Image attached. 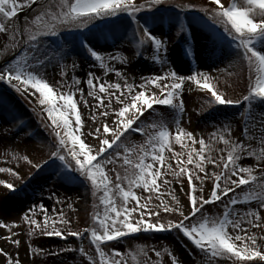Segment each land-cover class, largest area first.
Wrapping results in <instances>:
<instances>
[{
  "label": "rangeland",
  "instance_id": "374dc122",
  "mask_svg": "<svg viewBox=\"0 0 264 264\" xmlns=\"http://www.w3.org/2000/svg\"><path fill=\"white\" fill-rule=\"evenodd\" d=\"M44 1L40 0L41 3ZM138 1L135 0V2ZM17 2L22 4L24 0H17ZM70 2L72 0H53V2L44 3L40 13L45 15L61 11ZM192 3L200 9L210 6L203 0H168V3L161 4L151 10L141 11L135 17L128 13L113 18L110 16L108 20L98 23L84 32L72 28L64 29L57 35L42 36L38 40L41 53L60 54L59 57L46 65L43 75L57 92L64 91L65 93L69 91L68 87L60 86L71 85L75 78H79L81 80L79 88L83 89L84 99L89 104L95 105L98 101L88 95L89 88L83 83L89 71L94 72L100 81L110 82L113 85L119 83L121 90L126 93L125 83L139 85L142 83L141 76L150 77L152 74H160L167 70L165 64L156 63L152 59L155 51L154 46L151 43L140 42L137 34L138 24L166 41L167 64L177 73L182 76L191 75L192 73L188 72L190 70L209 73L213 78L211 83L220 93H223L226 99L240 100L242 103L239 105L209 103L210 100H214L210 92L191 82H186L182 113L174 107L150 110L141 118L144 120L141 125L144 133H133L127 135V138L123 140V144L118 150L119 158L115 159L114 164L107 165L105 171V175L109 177L111 189L108 196L115 201L117 207L123 204L122 194L116 185L119 183L124 190H128L129 180L125 178L117 181V174L122 178L126 175L132 176L134 164L144 156L145 151H147V157L144 162L151 163L154 145L149 144V136H158L159 131L166 129L170 133V146L163 153L165 156L164 166L160 168L158 163L155 166L164 173L159 181L161 195L160 199H157L158 194L153 192L151 204L159 205L163 200L170 207H175V201L169 194L170 191H174L180 200V207L187 214L189 207L187 177L183 175L180 178L173 177L167 165L171 164L173 170L178 172V160L186 162L192 149L196 151L203 149L204 155L215 161V165L205 162L208 173L223 176L224 164L228 162L227 156L232 145L243 143L247 146L251 143L255 155H248L245 152L236 163L238 166L251 168L257 180L237 188L235 193L229 194L238 201L234 206L236 212L243 215L245 212L257 209V197L264 196V161L260 159L264 144L246 139L244 132L246 126L249 128V136L253 133L259 136L264 131L259 123L261 114H264V100H253L249 109L247 107L249 103L243 102V97L255 85L256 77L260 75V72L257 64L249 66L246 61L239 58L240 53L234 42L219 28L222 25L218 27L219 23L213 22L203 11L174 6L177 4L188 6ZM243 4H246V0H237L238 6ZM17 18H13V23L20 28ZM45 19H47V15H45ZM14 42L11 33H0V65L8 60L7 56L12 53L11 46L14 45ZM85 43L88 47H85ZM31 46L29 43L26 50L20 55L28 51ZM89 48L104 54L106 66H101L93 59ZM184 49L192 52V61L189 63L184 55ZM113 55L117 59H109ZM14 57H19V54H15ZM108 67H111L113 71L108 72ZM117 71L120 75L116 74ZM162 83H171V80ZM139 90L137 87L134 91ZM112 91H115L117 95L121 94L120 90L113 89ZM148 91L158 92L159 90L154 86H149ZM74 98L79 101L78 110L82 113L83 118V126L80 131L87 133L91 127L99 125L103 117H100L97 112L98 120L96 125H93L91 113L84 107L79 93ZM0 101H2L0 103V127L8 129L7 132L0 129V168L12 170L11 172H0V181L13 183L17 188L16 191L11 192L5 189L3 184H0V249H3L0 252V264H4L8 258L4 255L5 252L13 260L19 259L20 264H112L114 259H121V256L113 254V249L122 255V264H171L169 253L175 255L180 264H210L205 253L193 250L182 236L179 237L176 233L137 234L132 236L137 238L129 237L123 240L126 238L124 237L113 244L101 246L103 256L94 248L89 233H85L82 239L73 236L60 239L55 235L42 234L45 217L39 207L36 208L31 218L37 221L40 227L30 224L24 219V214L29 212L33 205L43 204L48 209L50 217L48 231L60 230L65 235L69 232H83L84 229L92 227L100 229L93 216L96 213L102 219L105 206L102 208L98 206L99 190L92 189L84 176L72 170L63 161L50 160L36 171L23 159L25 156L29 159H33L35 156L47 158L52 144L55 142L53 135L50 134V129H46L40 120L39 113L46 106H40L38 101L31 96L26 99L7 84L1 83ZM120 106L113 100V109H118ZM15 117L23 120L24 123L20 127H13ZM72 119L74 120V117ZM177 122L185 131L192 133L197 140L203 139L205 144L203 146L199 143L193 144L192 140L185 136H181L180 142H177L175 139ZM45 123H50V120ZM82 139L85 137L82 136ZM224 139H228L230 144L225 145ZM85 142L95 144L91 137L86 138ZM155 146L158 147V145ZM173 153L179 155L176 156ZM125 156L132 162V165L125 162ZM196 159L198 157L193 154V160ZM41 162L43 161L41 160ZM33 163H36L35 159H33ZM186 167L194 176L197 174L194 164L186 165ZM13 172L18 173L22 179H17L12 174ZM199 175L204 177V173H199ZM164 178L171 182L170 187L163 185ZM232 179H236V177L233 176ZM97 183L100 182L97 181ZM181 183L184 184L183 190L180 187ZM194 183L199 188L200 181L194 180ZM215 183L214 177L204 179L203 196L205 198L210 196ZM220 183L223 187L222 180ZM132 191L141 199L149 195L146 190L137 187H133ZM104 195L105 192L102 190V197ZM197 195L200 193L197 192ZM49 197L52 198L49 199ZM57 198L60 203H57ZM226 203H228V197L223 198V203L206 206L205 216L200 218V222H204L205 219L209 221L223 219L224 204ZM134 204V200L129 201V207ZM232 207L229 205L230 211ZM97 209L98 211H96ZM61 213L67 219V224L61 221ZM133 215L136 219L139 218L137 214ZM260 215L264 218V209L260 211ZM160 218L162 221L179 219L177 214L165 213L162 208H160ZM250 218L246 217V219ZM261 224L264 225V219L261 220ZM2 225H7V227ZM244 227L247 228L248 235L257 236V244L264 249V226L257 228L245 224ZM229 232L233 235L237 234L231 228H229ZM239 234L244 235L245 233ZM16 239L20 240L19 246L12 243V240ZM81 248L84 249L83 252L80 251ZM62 249H66V251H62ZM53 253L58 254L54 255ZM156 253H160V255L157 256ZM211 264L238 263L228 258H213ZM252 264H264V262L253 261Z\"/></svg>",
  "mask_w": 264,
  "mask_h": 264
},
{
  "label": "snow or ice",
  "instance_id": "6c2138e0",
  "mask_svg": "<svg viewBox=\"0 0 264 264\" xmlns=\"http://www.w3.org/2000/svg\"><path fill=\"white\" fill-rule=\"evenodd\" d=\"M166 3H168V0H146V3L143 4L137 3L135 0H74L66 8H62L61 11L45 14L47 19H45V15H36L37 31L28 37V42L32 45L31 48L19 57H14L0 65V83L7 84L26 99L31 96L38 101L40 106H46L39 113L40 120L46 129H50V134L53 135L55 140L47 158L35 156L33 159L36 160V163H33V159H29L27 156L23 159L29 165H32L36 171L50 160L59 159L72 170L84 176L93 187L103 185L105 192L103 197L105 204L104 216L102 219L98 218V224L102 231L97 227L84 229L83 232H69L67 235L60 230L53 229L48 231L50 217L48 216V209L43 204L33 205L29 212L24 214V219L29 221L30 224H36L37 227H40L37 221L31 218L36 208L39 207L45 217L42 234L55 235L60 239H67L68 236L82 239L85 233H89L91 242L101 256L104 255L101 250L102 244H107L111 241L118 242L119 239L125 236L142 232H168L176 233L179 237L182 236L190 241L195 248L206 254L210 264L213 258H228L238 262V264H252L253 261L264 262V249L257 244V236L254 234L248 235V230L244 227L245 224L257 228L264 226L261 224V220L264 218L260 215V211L264 209V196L257 197V209L245 212L243 215L235 210L234 206L238 202L237 199L229 196V193H235L237 188L249 185L250 182L257 180L251 168L238 166L236 163L245 152L248 155H255L252 151L251 143L247 146L243 143L232 145L231 151L228 152L227 156L228 162L224 164L225 172L223 176L216 173H208L205 162L215 165V161L207 158L203 149L200 151L192 149L186 162L178 160V172L173 170L171 164L167 165L173 177L180 178L182 175L187 177L189 189L187 192L189 206L187 214L180 207V200L176 197L174 191H170L169 194L172 200L175 201V207H170L163 200H161L159 205L151 204L153 192L158 194L157 199H160L161 195V184L159 181L164 176V173L155 166L157 163L160 168L164 166L165 156L163 153L170 146V133L166 129L159 131L158 136H149V144L154 145L152 147L151 163L144 162L147 157V151H145L144 156L134 164L132 176L126 175L122 178L117 174V181L125 178L129 180L128 190H124L119 183L116 185L118 191L122 194L123 204L117 207L115 201L108 196L111 189L109 177L105 175V171L107 165L114 164L115 159L119 158L118 150L121 148L123 140L127 138V135L144 133V129L141 127L144 120L141 118L146 112L154 111L157 105L174 107L182 113L184 107V85L186 82H191L199 88L210 92L214 100H210L209 103L217 105H239L242 103L240 100L226 99L223 93H220L214 84L211 83L213 78L209 73L199 70L185 76L177 73L175 69L167 64V42L153 35L143 25L138 24L137 34L140 42L151 43L154 46L155 51L152 59L156 63L165 64L167 70L160 74H152L150 77L141 76L142 83L139 85L125 83L126 93L121 90L119 83L113 85L110 82L100 81L94 72L89 71L83 83L89 88L88 95L98 101L97 104L92 105L84 99L83 89L79 88L81 83L79 78H75L71 85L60 86L62 88L68 87L69 91L65 93L64 91L57 92L43 75L46 65L51 60L59 57L60 54H42L38 43L40 37L57 35L61 28L83 30L88 24L98 18L115 16L121 12L135 17L141 11L151 10ZM211 3L214 7L208 9H200L194 3L188 6L179 4L174 6H179L183 9H195L210 15L213 22L220 23L223 27V32L234 42L240 53L239 58L246 61L249 66L258 64L260 69H264V0H246V4L240 6L236 3L229 4L228 0H211ZM34 5L42 6L40 0H24L22 4H18L17 0H0V33H11L12 39L16 41L20 29L16 24L6 22L10 18L17 17L19 10L25 7L31 8ZM19 39L23 40L24 37L20 35ZM16 46L19 47V44H16ZM85 47H88L87 43H85ZM89 52L101 66H106L103 53H99L92 48H89ZM109 59L115 60L117 57L113 55ZM73 63L75 66V61ZM107 71L112 72L113 69L108 67ZM116 74L120 75L118 71ZM168 80H171V83H162ZM149 86H154L159 91L149 92ZM137 87L140 90L134 91ZM113 89L120 90L121 94L117 95L115 91H112ZM77 93H79L84 107L89 109L93 125H96L98 120L97 112H99L100 117H103L99 125L91 127L87 133L80 131L83 126V118L82 113L78 110L79 101L74 98ZM257 99L264 100V75L256 77L255 85L243 97V102L251 103ZM105 100H107V103H105ZM113 100H115L117 105H121L118 109H113ZM100 109H103V111H100ZM72 117H74V120ZM110 117L114 118L109 119ZM47 120H50V123H45ZM23 123L22 119L15 117V122L12 125L15 128L20 127ZM259 123L260 127L264 129V114H261ZM0 129L5 132L8 131V129L3 127H0ZM244 132L246 139L264 144V131L259 136L254 133L249 136V128L246 126ZM82 136L85 139L91 137L95 144L86 143ZM181 136L188 137L193 144L199 143L202 146L205 144L203 139L197 140L192 133L185 131L177 122L175 137L177 142H180ZM223 142L225 145L230 144L228 139H224ZM155 145H158V147ZM173 154L179 155L177 153ZM193 154L198 157L195 161L193 160ZM260 159L264 161V149H262ZM124 160L129 165H132L127 156L124 157ZM192 164L197 170L195 176L186 167V165ZM11 171L8 168H0V172ZM199 173H204V177H201ZM12 174L17 179H22L18 173L13 172ZM233 176L236 179H232ZM211 177L215 178L216 183L213 185L210 196L205 198L203 196L204 179ZM194 180L200 181L199 188H197ZM221 180L223 181V187L220 183ZM97 181L100 183L97 184ZM162 183L169 187L171 184L166 178L163 179ZM0 184H3L5 189L11 192L17 189L13 183L0 181ZM133 187L146 190L149 195L141 199L132 191ZM180 187L183 190L184 184L181 183ZM197 192L200 195H197ZM224 197H228V203L224 204L223 219L215 221L205 219L204 222H200V218L205 216V206L215 205L218 202L223 203ZM51 198L49 197V199ZM131 200H134L135 204L129 207V201ZM57 203H60L58 198ZM229 205L233 206L231 211L229 210ZM69 207L72 206L69 205ZM160 208L165 213L177 214L179 219L162 221ZM133 214H137L139 218L136 219ZM246 217L251 218L246 219ZM60 219L63 223H68L62 213ZM2 226L7 227V225ZM229 228L236 231L237 234L233 235L229 232ZM239 233L245 234L241 235ZM12 243L19 246L20 240H12ZM2 251L3 249H0V252ZM62 251H66V249H62ZM80 251L83 252L84 249L81 248ZM113 254L121 256V259H114L112 264H122V255L116 249H113ZM156 254L157 256L160 255V253ZM4 255L8 257L4 264H20L19 259L13 260L6 252ZM169 255L171 264H180L175 255L172 253H169Z\"/></svg>",
  "mask_w": 264,
  "mask_h": 264
},
{
  "label": "bare ground",
  "instance_id": "6f19581e",
  "mask_svg": "<svg viewBox=\"0 0 264 264\" xmlns=\"http://www.w3.org/2000/svg\"><path fill=\"white\" fill-rule=\"evenodd\" d=\"M10 21V20H9ZM9 21H7L6 23H9ZM170 44V43H169ZM196 71V70H195ZM194 72V71H193Z\"/></svg>",
  "mask_w": 264,
  "mask_h": 264
}]
</instances>
